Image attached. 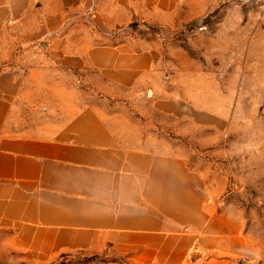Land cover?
<instances>
[{
  "label": "crops",
  "instance_id": "obj_1",
  "mask_svg": "<svg viewBox=\"0 0 264 264\" xmlns=\"http://www.w3.org/2000/svg\"><path fill=\"white\" fill-rule=\"evenodd\" d=\"M103 3L133 8L137 19L150 11L144 24L158 26L157 15L170 22L184 17V23L207 16L221 0H0V48L11 28H18L24 47L40 56L32 64L0 69L1 238L38 263L108 246L132 264L261 258L241 223L221 214L201 174L181 155L129 145L113 129L114 116L99 109L74 111L56 128L27 116L39 110L37 100L49 82H58L48 74L91 69L138 88L134 95L145 94L154 113L188 118L198 127L217 122L218 116L177 92L173 74L165 72L183 70L184 53L178 52L176 63L154 44L94 40L97 31L108 33L109 24L97 13L90 23L82 17ZM71 28H86L88 37L69 39ZM144 86L147 91H140Z\"/></svg>",
  "mask_w": 264,
  "mask_h": 264
},
{
  "label": "rangeland",
  "instance_id": "obj_2",
  "mask_svg": "<svg viewBox=\"0 0 264 264\" xmlns=\"http://www.w3.org/2000/svg\"><path fill=\"white\" fill-rule=\"evenodd\" d=\"M113 5L103 3L82 17V22L90 23L89 17L97 13L109 24L108 33L99 30L94 40L109 44L139 41L145 48L154 44L161 51L164 48L167 61L176 63L181 60L178 52L184 53V69L167 68L165 72L173 74L177 92L182 91L193 106L218 116L217 122L198 127L188 118L154 113L145 94L134 95L138 88L110 81L91 69L48 74L58 82H49L52 86L43 89L37 100L39 110L27 116L38 125L56 128L77 111L99 109L115 117L112 127L129 145L143 144L181 155L201 174L221 214L239 221L260 251L261 258L251 255L231 264H264V6L243 7L221 0L207 16L182 23L184 17L170 22L157 15L161 25L146 26L152 18L150 11L137 19L131 16L133 8ZM86 33V28H71L69 39H86ZM9 34L0 48V69L32 64L40 58L38 50L24 47V33L18 28H11ZM168 48L177 53L173 56ZM57 88L60 91L55 94ZM139 90L147 91L145 86ZM0 264L132 263L110 246L101 251L68 252L38 263L11 248L0 235Z\"/></svg>",
  "mask_w": 264,
  "mask_h": 264
},
{
  "label": "built area",
  "instance_id": "obj_3",
  "mask_svg": "<svg viewBox=\"0 0 264 264\" xmlns=\"http://www.w3.org/2000/svg\"><path fill=\"white\" fill-rule=\"evenodd\" d=\"M243 7H262L264 0H229Z\"/></svg>",
  "mask_w": 264,
  "mask_h": 264
},
{
  "label": "trees",
  "instance_id": "obj_4",
  "mask_svg": "<svg viewBox=\"0 0 264 264\" xmlns=\"http://www.w3.org/2000/svg\"><path fill=\"white\" fill-rule=\"evenodd\" d=\"M83 252H85V251H83Z\"/></svg>",
  "mask_w": 264,
  "mask_h": 264
}]
</instances>
